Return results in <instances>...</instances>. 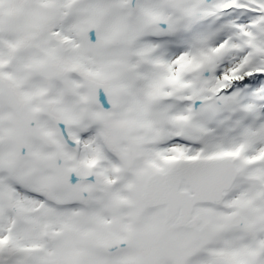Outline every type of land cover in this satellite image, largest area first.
<instances>
[{"label": "snow or ice", "instance_id": "snow-or-ice-1", "mask_svg": "<svg viewBox=\"0 0 264 264\" xmlns=\"http://www.w3.org/2000/svg\"><path fill=\"white\" fill-rule=\"evenodd\" d=\"M0 264H264V0H0Z\"/></svg>", "mask_w": 264, "mask_h": 264}]
</instances>
